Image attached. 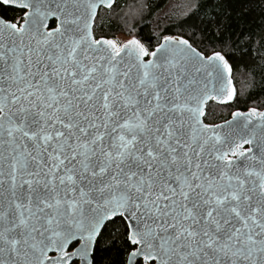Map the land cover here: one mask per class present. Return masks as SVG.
<instances>
[{
    "label": "snow or ice",
    "instance_id": "obj_1",
    "mask_svg": "<svg viewBox=\"0 0 264 264\" xmlns=\"http://www.w3.org/2000/svg\"><path fill=\"white\" fill-rule=\"evenodd\" d=\"M210 3L117 39V0H0V264H264V108L212 118L251 33Z\"/></svg>",
    "mask_w": 264,
    "mask_h": 264
},
{
    "label": "trees",
    "instance_id": "obj_2",
    "mask_svg": "<svg viewBox=\"0 0 264 264\" xmlns=\"http://www.w3.org/2000/svg\"><path fill=\"white\" fill-rule=\"evenodd\" d=\"M168 0H117L119 8L116 13L106 18L104 21L103 35L114 38L119 34L127 35L125 29V20L122 19L123 9L127 11L126 5H135L140 7L143 4V19H137L135 21L134 31L145 37L155 36L157 32H160L152 23L154 14L158 12L162 7L165 6ZM225 4L230 7H224L223 11L226 15L233 17L235 30H245L246 35L242 39L246 42L248 40L247 33H251V44L247 45L242 43L240 50L246 52L248 55L245 56V60L251 58L249 69L251 73L245 72L243 77H239L237 81L238 88L240 87L239 80L243 79L245 85V91L240 96L237 103H233L228 107H213V119L217 122L227 119L230 117V112L236 108L246 110L247 107L257 106L264 108V48L260 47V36L262 30H264V0H225ZM210 13L219 12L221 9L217 8L216 0H211L209 4ZM0 15L7 19H17L20 16L19 10L8 8L6 11L0 8ZM51 26H55V21L51 22ZM170 29V32L165 34H175L176 28L174 23L166 25L162 28ZM101 33H97L99 35ZM228 33H225L227 38ZM235 39V36H233ZM153 43L155 41L153 40ZM239 52H237V57ZM241 65H237L239 70ZM115 259V257H113Z\"/></svg>",
    "mask_w": 264,
    "mask_h": 264
},
{
    "label": "rangeland",
    "instance_id": "obj_3",
    "mask_svg": "<svg viewBox=\"0 0 264 264\" xmlns=\"http://www.w3.org/2000/svg\"><path fill=\"white\" fill-rule=\"evenodd\" d=\"M188 2L189 0H168L165 6L154 14L152 23L155 28L161 31L166 25L172 24L177 15L182 13ZM126 36L125 34H119L114 38L123 39Z\"/></svg>",
    "mask_w": 264,
    "mask_h": 264
},
{
    "label": "water",
    "instance_id": "obj_4",
    "mask_svg": "<svg viewBox=\"0 0 264 264\" xmlns=\"http://www.w3.org/2000/svg\"><path fill=\"white\" fill-rule=\"evenodd\" d=\"M1 16V15H0ZM230 118V117H229Z\"/></svg>",
    "mask_w": 264,
    "mask_h": 264
}]
</instances>
